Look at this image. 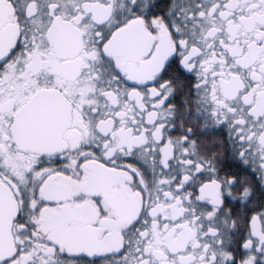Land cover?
Returning a JSON list of instances; mask_svg holds the SVG:
<instances>
[{
    "label": "snow or ice",
    "instance_id": "1",
    "mask_svg": "<svg viewBox=\"0 0 264 264\" xmlns=\"http://www.w3.org/2000/svg\"><path fill=\"white\" fill-rule=\"evenodd\" d=\"M0 264H264V0H0Z\"/></svg>",
    "mask_w": 264,
    "mask_h": 264
}]
</instances>
